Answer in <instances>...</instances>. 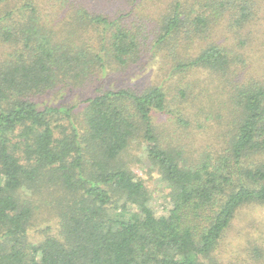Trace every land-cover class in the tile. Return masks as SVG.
Segmentation results:
<instances>
[{
    "label": "trees",
    "instance_id": "trees-1",
    "mask_svg": "<svg viewBox=\"0 0 264 264\" xmlns=\"http://www.w3.org/2000/svg\"><path fill=\"white\" fill-rule=\"evenodd\" d=\"M262 7L0 0V264H221L238 210L264 206V79L244 36ZM143 59L178 92L105 87ZM158 113L216 146L192 155ZM141 144L168 188L159 214L123 157Z\"/></svg>",
    "mask_w": 264,
    "mask_h": 264
},
{
    "label": "rangeland",
    "instance_id": "rangeland-1",
    "mask_svg": "<svg viewBox=\"0 0 264 264\" xmlns=\"http://www.w3.org/2000/svg\"><path fill=\"white\" fill-rule=\"evenodd\" d=\"M261 4L264 5V0H261ZM245 30L244 36L247 40L245 48L246 54L249 55V65L246 68L264 79V7L261 8L258 19L253 20ZM156 65L157 62L151 65L150 59H143L123 72L110 71L104 78L105 87H141L148 82L156 81L169 89L171 94L173 91L178 92V89L170 87L175 81L173 76H169L168 73L163 74L161 71L156 72L158 70ZM165 68L163 67V69ZM80 93L76 91L61 101L74 103L78 101ZM204 103L207 104L208 101H204ZM183 106H185V111H192L190 102L184 103ZM155 122L169 130L176 126L171 124L172 120L167 115L161 113L157 114ZM209 125L214 126L215 124L211 122ZM176 127L179 142L190 144L191 146L187 149L192 148L194 156L199 151H210L216 146L214 145L216 137L211 129H205V132L203 128L196 125V122L187 128ZM169 133H173V131H169ZM143 147V144L138 147L133 146L129 154H125L123 157L131 170L145 182L151 194L150 205L159 214L168 204V188L166 182L161 179L159 173L147 160ZM32 232L37 233V230L34 228ZM213 258L221 264H264V206L249 205L238 210L230 227L226 229L214 250Z\"/></svg>",
    "mask_w": 264,
    "mask_h": 264
}]
</instances>
